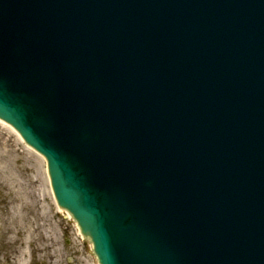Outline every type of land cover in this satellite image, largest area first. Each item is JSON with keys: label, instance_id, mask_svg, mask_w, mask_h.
Segmentation results:
<instances>
[{"label": "water", "instance_id": "water-1", "mask_svg": "<svg viewBox=\"0 0 264 264\" xmlns=\"http://www.w3.org/2000/svg\"><path fill=\"white\" fill-rule=\"evenodd\" d=\"M0 118L100 264H264V0H0Z\"/></svg>", "mask_w": 264, "mask_h": 264}, {"label": "rangeland", "instance_id": "rangeland-1", "mask_svg": "<svg viewBox=\"0 0 264 264\" xmlns=\"http://www.w3.org/2000/svg\"><path fill=\"white\" fill-rule=\"evenodd\" d=\"M32 180L35 181L34 191L42 199L49 214L44 222L42 219L36 220L44 225L43 235L47 241L36 237L32 243L26 244L28 252L25 264H50V261L53 264L54 261L59 264H98L90 241L80 235L71 216L56 205L45 159L25 145L11 127L0 122V227L8 222L4 224L6 227L13 213L20 212L19 203L26 200V191L33 185ZM12 237L16 243L11 242ZM22 239L23 234L17 236L16 229H11L4 236L0 235V264H22L20 251L25 247ZM47 244L50 246L48 253L38 251ZM48 254H51L52 259Z\"/></svg>", "mask_w": 264, "mask_h": 264}, {"label": "bare ground", "instance_id": "bare-ground-1", "mask_svg": "<svg viewBox=\"0 0 264 264\" xmlns=\"http://www.w3.org/2000/svg\"><path fill=\"white\" fill-rule=\"evenodd\" d=\"M31 183L33 185L26 191V200H21L19 203L20 206L18 210H20V212L17 211V213H13L14 216L13 218L11 217V219L9 220L10 223L6 227L4 226V224L6 225V223L8 222L4 223V218L1 217V221L4 224H2V226L0 227V235L4 236L6 233L10 232L11 229H16L17 236L22 234L24 236V239H22L21 242L25 247H22L20 251V259L22 264H25V259L28 252V250H26V244L32 243L36 239V237L39 239H44L45 242L47 241L45 239V236L43 235L44 229L42 228L44 225L42 223H37L36 220L41 221L42 219L44 222L45 219H48L49 214L46 210L45 205L42 203V199L39 198L34 191L35 181L32 180ZM43 196V199H45V195ZM40 204L42 205L39 206ZM37 208H39V210ZM13 223L16 225L13 226ZM11 239V242L16 243L15 238L12 237ZM41 250L48 253L50 251V246L48 244L43 245V248L39 249L38 251ZM49 256L51 258V254H48V257ZM50 264H53L52 261H50ZM54 264L59 263L57 261H54Z\"/></svg>", "mask_w": 264, "mask_h": 264}]
</instances>
